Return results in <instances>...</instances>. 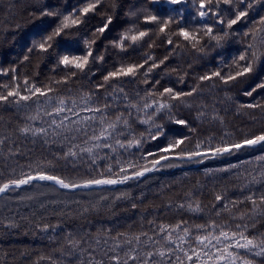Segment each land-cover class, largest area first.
Wrapping results in <instances>:
<instances>
[{"label": "snow or ice", "instance_id": "6c2138e0", "mask_svg": "<svg viewBox=\"0 0 264 264\" xmlns=\"http://www.w3.org/2000/svg\"><path fill=\"white\" fill-rule=\"evenodd\" d=\"M101 3L102 0H86L83 7L66 14L58 11L57 6L39 10L40 17L58 18V23L50 32L34 40L27 48V53L36 52L53 57V70L60 68L65 71L62 78L38 84L30 81L28 76L21 80L16 75V66L0 68V75L9 76L11 73L10 79L13 81L11 85H0L3 89L0 91V103L16 105L26 113V122L17 131L25 137L41 138L45 144L52 137L51 143L59 147V154L54 155V160L74 164L87 158L96 174L85 179H75L52 171L55 168L52 161H47L46 166L42 163L29 164L31 171H21L18 176L0 183V197L25 186L39 188L41 182H49L43 187L68 192L125 185L129 181H140L147 174L162 168L178 166L171 161L201 164L205 160L231 157L242 150L259 149L261 155L242 162L252 165L251 171L245 168L243 172H235L237 178L243 181L239 190H247V194L242 198L228 199L223 192L214 193L212 214L223 219H204L201 216L203 222L200 223H190L183 218L173 223L157 222L153 218L146 220L148 230H144L141 224L139 232H113L111 227L96 229L95 234L91 230L82 233L67 231L63 243L57 242L58 254L41 256L40 259L50 264H63L62 257H74L78 264H256V258H261V264H264V230L258 227L264 224V130L242 134L239 139H234V134L227 131L219 137L209 135L203 140L187 135L179 136L159 149V153H142L147 139L157 140L165 136V126L160 122L165 118L177 126L188 128L194 134L197 132L187 118L176 115L174 109L177 108V102L181 107L191 108L193 104L189 98L202 96L201 85L205 82L218 80L224 85L234 83L242 77L251 76L264 64V14H258V19L250 15L257 7L260 13H264V0H147L151 5L169 7L160 8V14L152 8L129 12L128 15L135 17V21L115 39L108 41V45L121 53H127L130 48H154L157 46L156 41L160 40L161 44L170 46L168 54L157 59L154 53L144 52L141 61L119 62L113 70L102 73L100 78L103 82L96 84L94 89L78 97H74L70 89L65 90L66 94H61L59 85H67L78 76L85 79L96 76L97 70L92 65L104 62V54L95 45L109 31L113 15H107L90 36L80 38L84 46L82 53L57 52L60 41L73 36L72 29L80 30V26L85 24V18L90 13L94 14ZM189 5L196 9V16L204 21L196 29L180 26ZM141 20L143 24L154 27H139ZM241 24L245 25L242 32L235 27ZM237 35L247 42L244 49L231 60L229 67L233 70L224 74L221 70H215L200 75L197 77L199 83L187 91H178L171 86L157 90L156 86L161 84L160 79H150L153 71L165 65L178 50L191 49L206 55L210 47L221 48ZM173 37H178V41L174 42ZM28 60L29 55H24L23 61ZM171 71L175 72L176 69ZM165 72L168 74L167 69ZM137 77H142L143 83L150 87L144 90L143 95L137 92L129 96L123 81L130 78L131 82H135ZM179 82L183 83V76ZM258 90H264V79L250 86L244 95L250 97ZM242 107L264 109V105L259 103H249ZM44 117L49 119L45 120ZM203 118L209 122L223 123L218 113L209 116L200 108L196 119L202 121ZM38 120L40 126H35ZM133 125L145 126L144 132H137ZM6 139H0V146L4 145ZM217 140L219 142H215ZM133 149L142 153L139 160L145 163L133 159L136 155ZM9 152L12 150L9 149ZM148 157L154 158L148 160ZM98 161L104 162L102 169ZM242 164L229 163L227 167L205 169V175L233 172ZM253 186L259 187L253 191ZM187 195L188 201L176 204L175 208L182 212L203 214L204 206L200 200L192 199L191 193ZM21 199L32 200L35 197ZM99 199L108 200V197L101 196ZM128 199H131L128 191H121L114 197V200ZM92 207L95 208V205ZM131 208H137V204L132 203ZM168 208L172 210L173 205L169 204ZM88 211L87 207L83 209L85 213ZM10 226L19 225L11 222ZM36 227L42 232H54L61 226L59 223H37ZM50 238L56 239L55 236ZM97 253L100 258H97Z\"/></svg>", "mask_w": 264, "mask_h": 264}, {"label": "trees", "instance_id": "16d2710c", "mask_svg": "<svg viewBox=\"0 0 264 264\" xmlns=\"http://www.w3.org/2000/svg\"><path fill=\"white\" fill-rule=\"evenodd\" d=\"M86 0H0V68L17 67V73L22 80L28 76L30 81L38 84L47 83L53 79H60L65 75V71L60 68L54 69L53 57L33 52L27 53V48L34 40H38L41 34H46L56 27L58 18L40 17L39 10L50 6H57V10L67 13L83 7ZM168 5H151L147 0H102L97 11L90 13L85 18V24L80 26V30L72 29L73 36L60 41L57 52H71L80 54L84 51V46L80 42L81 37L90 36L92 30L99 26L107 15H113V24L108 32L101 37L95 48L104 54V62L92 65L97 70L96 76H89L85 79L78 76L74 81H69L67 85H59L61 94H66L65 90L70 89L74 97L94 89L95 85L102 83L101 74L107 70H113L119 62H139L142 60L144 52L154 53L157 59L168 54L170 46L161 44L157 40V46L151 49L144 47L130 48L127 53H121L108 45V41L115 39L122 31L130 27L135 21V17L128 15L129 12L138 11L142 8H152L159 13L160 8H168ZM196 9L191 5L185 11V18L180 26H187L191 29L200 27L204 21L195 14ZM35 13V15H33ZM260 8L253 9L250 13L258 19ZM250 26V25H249ZM139 27H154L139 22ZM241 32L245 30V25L235 26ZM162 39V38H161ZM174 42L178 37H173ZM246 40L242 36H233L221 48H209L207 54H201L191 49L178 50L177 54L171 55L165 65L156 69L151 74L150 79L159 78L161 87H174L176 90L187 91L195 84L199 83L197 77L207 72L221 70L222 74L231 71L229 65L231 60L244 49ZM107 47V51L105 48ZM29 55L28 61H23L24 55ZM167 69L168 74H166ZM176 69L175 72L171 71ZM264 64L248 77H242L234 83L221 84L218 80L205 82L201 85L203 95L189 98L193 106L191 108L181 107L177 102L174 112L177 116L187 118L192 127L197 129L194 134L188 128L177 126L169 122L166 118L162 122L165 126V136L157 140L147 139L144 143L142 153L155 152L179 136H189L193 139L203 140L209 135L219 137L224 131L233 133L234 139H239L242 134H252L264 130V109L247 108L242 105L249 103H259L264 105V90H258L252 96L244 95V92L264 79ZM187 73L184 76V73ZM10 75H12L10 73ZM9 76L0 75V85L9 84L13 81ZM183 76V83L179 78ZM215 84V87L212 85ZM123 87L129 96H134L139 92L143 95L149 85H145L142 77H137L135 82L130 78H125ZM0 91H3L0 88ZM203 108L209 116L219 114L223 118V123L218 121L209 122L207 118L197 120V110ZM28 114H34L29 112ZM25 111L19 110L16 105L0 103V139L7 137L3 149L0 152V183L7 181L14 176H18L21 171L28 172L29 164L42 163L46 166L47 161H52L55 168L52 169L57 174L72 177L75 179L89 178L96 173L90 167L91 162L85 158L83 162L65 163L56 161L54 155L59 154L58 144H52V137L49 143L45 144L41 138L23 136L17 129L25 124ZM45 120L49 119L44 117ZM40 121H36L35 126H40ZM137 132H144L145 126L133 125ZM146 135V134H145ZM215 142H219L218 140ZM191 147V145H189ZM9 149L12 152H9ZM18 150V151H17ZM250 150V149H246ZM136 155L133 159H138L141 152L133 149ZM16 153V154H13ZM260 150L251 151L242 155H233L219 159L205 160L204 163L171 161L178 166L172 168H162L158 172H152L140 181H129L125 185L103 186L99 189H84L68 192L63 190H53L43 187L49 182H41L42 190L36 187L25 186L16 192H9L0 197V264H50L47 260H41V256H56L58 254V244L63 243V237L67 231L84 232L91 230L95 234L96 229L111 227L113 232L128 231L139 232L141 224L144 230H148L147 219H156L157 222H175L181 218L191 222H203L204 219H218L213 213L211 204L214 203V193L223 192L228 199L242 198L247 194V190L241 192L239 189L243 183L235 175L236 171L243 172L245 168L252 170V165L242 164L251 160L255 156L261 155ZM154 157H148V160ZM139 160V163H145ZM229 163H241L239 169L233 172H213L211 176L205 175V169H219L227 167ZM97 164L103 168V161ZM150 166V165H149ZM259 186H253V191ZM26 190V195L20 193ZM121 191L131 193V199L114 200V197ZM41 193L43 200L47 198L54 202L44 203L18 200L21 196H31L32 193ZM192 199L198 198L204 206L203 214H192L186 211H178L175 205L180 202H187L189 196ZM68 194L67 196H65ZM259 194V193H258ZM65 196V197H63ZM106 196L108 200H100L99 197ZM12 197H14L12 201ZM79 201V203H76ZM136 203L137 208H131V204ZM173 205L169 210L168 205ZM95 205V208L92 206ZM89 208L88 212L83 209ZM219 207V205H217ZM244 207V205H241ZM55 213V214H54ZM69 213L71 215H69ZM227 216V214H224ZM14 222L18 227H11ZM59 223L60 228L54 232H42L36 224ZM264 230V224L258 225ZM58 233V235H57ZM55 236V240L50 237ZM97 258L99 254L97 253ZM63 264H73L74 257L63 258ZM256 264H261V258H256Z\"/></svg>", "mask_w": 264, "mask_h": 264}, {"label": "rangeland", "instance_id": "374dc122", "mask_svg": "<svg viewBox=\"0 0 264 264\" xmlns=\"http://www.w3.org/2000/svg\"><path fill=\"white\" fill-rule=\"evenodd\" d=\"M256 150H259V149H255V150H242L240 153H238L237 155H242V154H244V153H250L251 151H256ZM184 163V162H183ZM197 164V163H196ZM39 190H42V188H38ZM17 191V190H16ZM16 191H14V192H16ZM63 191H67V190H63ZM17 194L19 193V192H16ZM26 190H24L23 192H21L20 194L21 195H26ZM39 192H37V193H32V195L31 196H34L35 197V199H32V200H28V202H31V201H37V202H41L42 204H44V203H52V202H54V201H52V200H50V199H53V198H47V200H43L42 198H41V196H39ZM68 194H66L65 196H67ZM65 196H63V197H65ZM22 197H25V196H21V197H19L18 198V200H20V201H24V200H26L27 201V199H21ZM13 199H14V197H12V201H13Z\"/></svg>", "mask_w": 264, "mask_h": 264}]
</instances>
